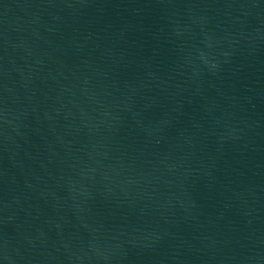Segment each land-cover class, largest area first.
<instances>
[{
    "label": "water",
    "instance_id": "water-1",
    "mask_svg": "<svg viewBox=\"0 0 264 264\" xmlns=\"http://www.w3.org/2000/svg\"><path fill=\"white\" fill-rule=\"evenodd\" d=\"M0 264H264V0H0Z\"/></svg>",
    "mask_w": 264,
    "mask_h": 264
}]
</instances>
